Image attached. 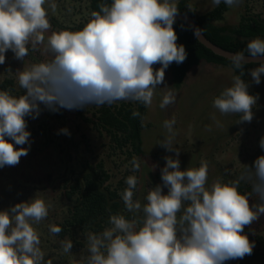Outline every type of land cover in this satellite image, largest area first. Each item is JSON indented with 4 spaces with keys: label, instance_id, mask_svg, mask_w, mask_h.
Listing matches in <instances>:
<instances>
[{
    "label": "clouds",
    "instance_id": "1",
    "mask_svg": "<svg viewBox=\"0 0 264 264\" xmlns=\"http://www.w3.org/2000/svg\"><path fill=\"white\" fill-rule=\"evenodd\" d=\"M212 2L232 7L241 0ZM46 4L54 13L57 6L49 0H0V65L9 50L23 62L30 50L47 57L15 73L24 94L0 90V168L16 166L27 156L31 133L25 118L36 119L41 105L51 112L122 100L150 107L155 90L164 83L165 70L187 58L173 28L179 13L177 0H111L99 5L82 29L49 35ZM245 51L252 60L264 57V39L254 38L246 50L228 55L239 74L213 100L221 115H238L237 123L253 120L259 98L249 93L250 85L242 79L244 65L249 62ZM155 64L161 67L154 69ZM262 74L264 61L250 70L252 82L259 85ZM164 88L161 109L176 100L172 88ZM132 115L140 113L133 111ZM212 119L216 120L215 115ZM216 123L222 127L218 120ZM175 124V117L164 121L168 134L158 144L174 152L176 158H164L162 184L148 191L147 203L142 206L133 199L138 184L135 175L126 178L127 187L120 193L126 210L142 212V221L110 215V227L99 234H86L88 255L73 264H225L252 254L255 245L244 229L264 215V155L252 166L244 165L235 180L224 183L217 179L206 187L207 161L202 160L198 168H180ZM60 132L70 135L66 128ZM25 144L29 148L23 147ZM259 146L264 149V137ZM131 164L134 172L139 170L135 157ZM241 182L250 184L251 192H240ZM253 196L258 202L250 204ZM51 207V202L34 196L0 211V264H52L44 260L34 227L48 217ZM49 231L56 235L62 228L50 225ZM61 243L63 252L71 253V239Z\"/></svg>",
    "mask_w": 264,
    "mask_h": 264
},
{
    "label": "rangeland",
    "instance_id": "2",
    "mask_svg": "<svg viewBox=\"0 0 264 264\" xmlns=\"http://www.w3.org/2000/svg\"><path fill=\"white\" fill-rule=\"evenodd\" d=\"M252 1L241 0L238 5L232 6L224 24H235L245 6ZM49 3H55L57 7L53 13L48 5H45L51 24L46 35L60 31L50 20L51 16L65 25L90 20L87 0L83 2L79 0H49ZM191 6L196 12L202 13L212 9L215 5L212 0H191ZM254 6L255 11H260L261 6L258 5V2H255ZM46 58L41 51L30 50L23 62L17 60L9 50L5 54V63L0 65V76L3 78L9 76L17 81L15 73L22 70L24 65L30 66ZM233 76V70L229 67L202 63L188 73L183 86L176 91L172 86L169 69L165 70L164 83L158 85L152 105L147 107L145 122L149 127L143 131L145 155L141 158L138 188L140 195L138 201L140 203H143L146 189L150 190L157 184H162L161 169L166 163L164 158L166 156L176 158L174 152H168L158 144L168 134L163 127L165 120H170L173 117L176 119L174 131L177 135L174 146L180 150L178 158L181 170L198 168L202 160L207 161L208 180L206 187H210L217 179L226 183L227 180L238 178L244 165L252 166L258 156L264 155V149L259 146L260 139L264 137V74L261 75L259 85L252 82V77L250 73L248 74L250 88L253 91L258 90L259 97L256 106L253 108L254 117L250 123H237L236 115H221L213 107L214 98L218 93L232 85ZM165 86L172 88L176 100L175 103L161 109L159 104L167 91ZM43 111L44 109L41 108V112ZM93 111V105L76 110L62 108V113L66 112L67 116L64 120L60 118L61 122L55 116H48L46 132L51 137H59L65 135L60 130L66 128L75 142L82 140V133L87 134L93 147L97 148L98 154L104 155V149L101 146L103 140L81 116V112H83L86 116L91 117L89 112L92 113ZM40 115L42 116L41 113ZM213 115L222 127L217 126L216 120L212 119ZM33 120V126H35L37 119ZM33 126L27 125V130L30 133ZM208 128H211V131H208ZM80 143L81 148H85L84 144ZM41 144L40 138H33L31 135L30 148L28 144L23 145V147L29 148L27 156L21 157L16 166L0 168V211L10 209L15 204L27 201L34 196H40L46 202H51L52 207L49 209L48 217L39 225H34L40 235V248L45 253L44 260L45 262L51 260L52 264H73L74 260L78 261L88 255L87 248L86 250L83 248L80 251L70 250L71 253H64L62 241L49 231L50 225H55L63 220L67 210V203H65L60 189V182L59 180L53 182V178L61 170L60 166L63 162L60 161L59 157L63 155H57L58 157L55 159L50 157L49 160L43 162L41 161L43 156L37 155L34 150L41 147ZM50 147L51 144L47 148L42 145L40 149L44 150L45 154H50L52 152V147ZM109 165L111 168L114 166ZM164 193H167V188H164ZM249 202L254 204L258 200L253 196L250 197ZM179 215L180 213H178V217ZM247 227L248 231L245 234H247L250 242L253 241L250 237L254 236V233L258 232L264 235V215H261L257 221ZM253 249L249 259L244 257L246 264H264V255H261L259 247L254 246Z\"/></svg>",
    "mask_w": 264,
    "mask_h": 264
},
{
    "label": "trees",
    "instance_id": "3",
    "mask_svg": "<svg viewBox=\"0 0 264 264\" xmlns=\"http://www.w3.org/2000/svg\"><path fill=\"white\" fill-rule=\"evenodd\" d=\"M79 1L83 2L84 0ZM87 1L90 19L93 11H99V5L111 3V0ZM255 2H258V5L261 6L258 12L254 10ZM177 3L178 14L191 15L204 35L214 44L227 51L234 53L244 51L250 40L257 37L264 39V0L249 2L245 6L243 13L241 12L239 18H237V22L233 25L224 24L227 21L231 7L223 2L202 13H198L192 8L191 0H179ZM50 20L60 31L82 29L89 21L65 25L59 23L55 17L51 16ZM173 28L178 36L177 44H183L187 52V58L182 64L178 65L173 62L167 68L170 71L174 90H180L188 73L202 63L229 67L233 70V75L239 74V70L233 69L230 60L216 55L201 44L187 23L176 22ZM245 55H248L246 51ZM259 64L246 63L244 65L242 79L246 83L249 84L248 74L250 70L258 67ZM160 67L159 64L153 65L154 69ZM250 87L248 89L249 93L258 95V90L253 91ZM0 90H7L15 96L24 94V90L19 87L18 82L9 76L5 78L0 76ZM40 107L44 111L41 112L42 116L39 115L36 118L37 123L35 126H33L34 120L32 121L31 117H26L25 119L27 125L33 126L32 137L40 138L41 147L43 145V147L47 148L51 144L52 152L50 154H45V151L40 149L41 147L34 149L37 155L43 156L41 161L45 162L50 157L55 159L58 157L57 155H63L59 157L60 161L63 162L60 166L61 170L53 178V182L59 180L62 196L65 203H67L65 217L55 224L62 228V231L56 234L59 240L71 239L73 243L71 250L80 251L83 248L86 250V234L89 232L99 234L105 228L110 227V215L121 214L126 219L136 218L138 221H142V212L133 213L126 210L120 193L127 187L126 178L130 175H135L138 179V184L134 190L133 199L138 200L140 198L138 188L141 158L145 155L143 131L149 127L145 122L147 107L139 102L122 100L111 105H93L94 111L92 113L89 112L91 117L81 112L83 120L90 124L98 133V137L103 140L101 146L104 149V155L98 154L97 148L93 147L87 134L82 133V140H77V142L72 139L71 135L66 134L64 136L51 137L46 132L48 116H55L60 121V118L64 120L67 114L66 112L63 114L62 109L58 112H51L44 108L43 105ZM133 111H138L140 116L133 117ZM236 116L239 119V116ZM80 142L84 144L85 148H81ZM134 157L140 164L139 170L135 172L132 170L133 166L131 164ZM109 164L114 165L113 168ZM229 181L231 180H227L226 183ZM238 190L242 193H249L251 192V185L241 182ZM145 191L143 203H141L142 206L147 203L146 196L149 190L146 189ZM247 231L248 227L245 226L244 232L246 233ZM253 235L250 238L253 239L254 245L259 247L263 256L264 235L258 232ZM251 255H246L245 257L249 259ZM225 264H246V261L245 258L235 259L226 261Z\"/></svg>",
    "mask_w": 264,
    "mask_h": 264
},
{
    "label": "water",
    "instance_id": "4",
    "mask_svg": "<svg viewBox=\"0 0 264 264\" xmlns=\"http://www.w3.org/2000/svg\"><path fill=\"white\" fill-rule=\"evenodd\" d=\"M176 22L187 23L190 26V28L192 29V31H193L194 35L196 36V38L198 39V41L201 44H203L206 48H208L209 50L214 52L216 55L228 59L229 54H234V52L227 51V50L219 47L218 45L214 44L212 41H210L204 35V33L202 32V30L200 29V27L198 26V24L196 23V21L194 20V18L191 15H189V14H178L175 18L174 23H176ZM245 56L248 57V55H245ZM248 59H249V62L247 64H249V63H260L261 61H264V57H261L257 60H252L250 57H248Z\"/></svg>",
    "mask_w": 264,
    "mask_h": 264
}]
</instances>
